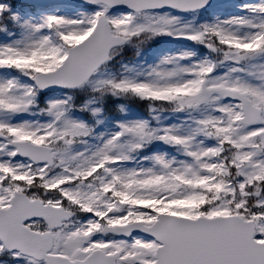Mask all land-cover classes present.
I'll return each instance as SVG.
<instances>
[{"label":"snow or ice","instance_id":"1","mask_svg":"<svg viewBox=\"0 0 264 264\" xmlns=\"http://www.w3.org/2000/svg\"><path fill=\"white\" fill-rule=\"evenodd\" d=\"M0 264H264V0H0Z\"/></svg>","mask_w":264,"mask_h":264}]
</instances>
